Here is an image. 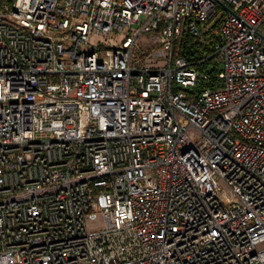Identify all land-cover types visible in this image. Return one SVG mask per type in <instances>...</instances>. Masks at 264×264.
Masks as SVG:
<instances>
[{"label":"built area","instance_id":"2783aa9c","mask_svg":"<svg viewBox=\"0 0 264 264\" xmlns=\"http://www.w3.org/2000/svg\"><path fill=\"white\" fill-rule=\"evenodd\" d=\"M0 264H264V0H0Z\"/></svg>","mask_w":264,"mask_h":264},{"label":"trees","instance_id":"16d2710c","mask_svg":"<svg viewBox=\"0 0 264 264\" xmlns=\"http://www.w3.org/2000/svg\"><path fill=\"white\" fill-rule=\"evenodd\" d=\"M180 43V42H179ZM191 40L186 39L185 41L180 43V46L178 47V51L176 52L179 55H182L187 60L191 59H199L202 57H206L208 54V49L206 46H196L195 44L191 46ZM197 67L199 71L204 73L205 75H208L204 79H199L195 86H193L192 90H201L203 88H212L219 85V82L216 79V74L218 72V69L215 67V65L211 66V61L209 59L205 60L200 65H194Z\"/></svg>","mask_w":264,"mask_h":264},{"label":"rangeland","instance_id":"374dc122","mask_svg":"<svg viewBox=\"0 0 264 264\" xmlns=\"http://www.w3.org/2000/svg\"><path fill=\"white\" fill-rule=\"evenodd\" d=\"M152 32H142L139 33V35L136 37L135 40V51L134 54H138L139 52H142L143 54H147L150 52V41L149 36ZM123 36L121 34H112L109 37H90L89 38V44L97 45V47L102 48H108L113 47L117 45L121 40ZM101 224L100 220H97L96 222L89 225V227L93 226H99Z\"/></svg>","mask_w":264,"mask_h":264}]
</instances>
